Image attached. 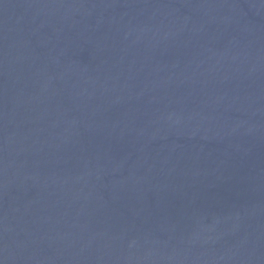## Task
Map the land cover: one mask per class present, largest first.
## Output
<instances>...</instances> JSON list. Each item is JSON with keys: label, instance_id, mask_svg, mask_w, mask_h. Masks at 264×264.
<instances>
[{"label": "water", "instance_id": "95a60500", "mask_svg": "<svg viewBox=\"0 0 264 264\" xmlns=\"http://www.w3.org/2000/svg\"><path fill=\"white\" fill-rule=\"evenodd\" d=\"M0 264H264V0H0Z\"/></svg>", "mask_w": 264, "mask_h": 264}]
</instances>
